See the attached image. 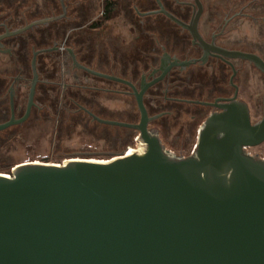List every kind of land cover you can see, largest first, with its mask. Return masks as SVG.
<instances>
[{
	"label": "water",
	"instance_id": "1",
	"mask_svg": "<svg viewBox=\"0 0 264 264\" xmlns=\"http://www.w3.org/2000/svg\"><path fill=\"white\" fill-rule=\"evenodd\" d=\"M197 2L190 23L162 11L206 47ZM64 14L8 30L0 40ZM212 49L264 72L257 54ZM70 54L77 66L115 78L81 65L72 49ZM33 68L26 114L0 123V131L29 116L35 59ZM134 91L139 123L92 114L101 123L139 130L134 149L108 158L25 161L0 172V264H264V158L246 151L264 142V111L253 123L245 100L217 104L220 110L202 123L192 153L184 156L166 149L158 131L148 128L144 89Z\"/></svg>",
	"mask_w": 264,
	"mask_h": 264
},
{
	"label": "flooded vegetation",
	"instance_id": "2",
	"mask_svg": "<svg viewBox=\"0 0 264 264\" xmlns=\"http://www.w3.org/2000/svg\"><path fill=\"white\" fill-rule=\"evenodd\" d=\"M110 1L114 5L113 8H107L108 1L106 0L101 16L106 21L111 20L112 22V18H121L115 21L117 29L120 27L123 30L129 27L136 32V39L144 40L145 35L151 42L147 46H142L144 44L142 41L141 45L137 44L132 48H127L129 52L125 53L126 57L123 54L120 60L112 59L106 64H100L104 66H94L91 62H85L77 49L70 45L67 46L64 50L69 60L63 62V65L67 63L69 66L66 72L72 73L73 82L71 83L64 81L65 69L62 68L60 71V22L67 18V5L64 0L61 1V14H64V6L66 8L63 17L35 25L22 33L6 36L0 40V53L10 55L12 68L14 63H18L17 74L11 70L10 75L6 77L7 80H1L3 87L1 84L0 123L7 122L13 117L22 118L26 114L34 78V59L38 73L29 116L23 122L13 124L6 129L23 124L35 111L49 110L53 105L58 110L60 109V117L62 116L63 119L67 116H73V118L76 116L75 119L105 126L109 132L108 138L115 144V148L105 152L106 155L127 153L129 148L137 145L136 141L140 138V131L131 127L101 123L94 119L92 114L107 120L139 123L141 112L134 87L139 92L144 89L143 101L150 117L148 128L156 129L166 149L178 155L188 156L192 153L202 123L212 112L220 110L217 104L225 103L230 98L236 97L248 103L253 123L262 119L264 72L250 60L229 57L212 49L219 47L229 51L250 52L259 55L264 60V9H257L259 6L256 4L257 0L250 1L251 9H248V12L244 11L245 7L238 11H233L232 8L219 11L217 10L218 4L210 10L209 0H199L202 12L198 21V30L207 43L206 47L202 46L198 40L194 41L189 28L162 11L165 9L182 22L190 23L199 10L197 0ZM218 1L223 6H228L223 0ZM261 6L264 7V5ZM11 16L8 12L5 19L0 17V35L8 30L17 29L10 26ZM243 19L245 22L248 21L250 29L254 30L252 34L256 35L248 37L241 35ZM160 20L166 24L163 29L169 33L162 42L160 37L155 36V33H164L161 27L154 25ZM102 22L101 19L93 20L92 25L98 27ZM52 23H55L54 27H51ZM127 23L132 25L127 26ZM121 25L124 27L121 28ZM28 32L30 34L25 39V33ZM29 41L41 42L44 47L33 49L31 61L26 65L22 62L24 60L20 52ZM248 45H251L250 48H247ZM15 48H18L17 57L14 56ZM70 49L74 51L81 65L115 78L100 76L77 66L70 54ZM130 52L132 55L129 54ZM42 54L46 55L45 60L40 57ZM188 61L191 62L182 64ZM42 64H44L43 67ZM25 65L31 69L30 78L23 75ZM43 71L48 74L47 80L41 77ZM83 76L84 80L81 79ZM85 77L89 80L86 81ZM97 79L104 81L107 85L105 87L98 85ZM103 92L122 96L121 106L113 105L117 111H113L112 107L108 108L102 103L100 93ZM199 117L205 119L198 127L194 142V123ZM167 140L174 143L177 148L168 147ZM257 147L248 146L246 151L261 157L254 150Z\"/></svg>",
	"mask_w": 264,
	"mask_h": 264
},
{
	"label": "rangeland",
	"instance_id": "3",
	"mask_svg": "<svg viewBox=\"0 0 264 264\" xmlns=\"http://www.w3.org/2000/svg\"><path fill=\"white\" fill-rule=\"evenodd\" d=\"M209 1L210 10H213V6L217 4L219 7L217 10L219 11L228 8H232L233 11H238L245 7L246 10L244 11L248 12V9H251L249 7L251 0H230L227 2L223 0L228 5L227 7L225 5L223 6L219 1L217 2V0ZM64 3L67 5V18L60 22V71L62 68L65 69V72L69 70L67 63L63 65V62L69 60L64 50L69 45L80 52L79 55H81V58L85 62H91L94 66H104L100 64H106L112 59L120 60L123 54L126 57L125 53L129 52L127 48H132L137 44L141 45L142 41H144L142 42V44L144 43L142 46H147L151 42L145 35L144 40L136 39V32L129 29V27L123 28L124 26L121 25L123 30L120 27L117 29L115 21L121 20V18H112L113 22L111 20L106 21L101 16L106 0H64ZM256 4L259 5L257 9H264L261 6L264 5V0H257ZM8 12L12 15L10 22L11 28H18L34 19L61 14V0L60 2L59 0H0V17L5 19ZM99 19L103 20L101 25L98 27L93 26L92 21ZM242 21L241 35L247 37L256 35L252 34L254 30L252 28L250 29V25L247 23L248 21L245 22L244 19ZM126 25L130 26L132 24L127 23ZM154 25L161 27V30L164 31V33L162 32L160 34L155 33V36L160 37L161 42L164 41L165 36L167 37L169 34L163 29L166 24L160 20L155 22ZM52 26L54 27L55 23H52ZM29 34V32L25 33V39L28 38ZM33 45L34 49L44 47V44L41 45V42L35 43L29 41L20 52V56L24 60L22 62H25L24 64L26 65L31 61ZM250 46L248 45L247 48H250ZM17 50L18 48L14 49L15 57H17ZM129 54L132 55L131 52ZM40 57L45 60L46 55L42 54ZM26 65L23 75L26 78H30L31 69L29 66L26 67ZM17 66L18 63L16 62L12 68L10 55L0 53V85L2 84L1 80H7L6 77L10 75L11 70H14V73L17 74ZM43 66L44 64H42ZM47 75V73H44L41 76L42 79L47 80ZM81 79L84 80V76ZM85 79L86 81L89 80L87 77ZM64 81L67 83L73 82L72 73L66 72ZM97 83L104 87L107 85V83L98 79ZM100 94V100L108 108H113V105L121 106L122 96L108 92ZM49 110L43 109L37 112L35 111L23 124L0 132V172L10 173L17 163L25 161L47 160L62 162L69 157H109L106 154H57V152L110 151L115 148V144L108 138L109 132H107L105 126L89 122L86 123L84 120L75 119L76 116L75 118L72 116L63 119L62 116L60 117V109L58 110L53 105ZM112 110L117 111L115 108ZM204 119V117H199L194 123V142L196 141L198 127ZM174 131L175 129L172 131L173 134L175 133ZM166 142L168 147H176L174 143L168 140ZM254 150L264 158V143Z\"/></svg>",
	"mask_w": 264,
	"mask_h": 264
},
{
	"label": "trees",
	"instance_id": "4",
	"mask_svg": "<svg viewBox=\"0 0 264 264\" xmlns=\"http://www.w3.org/2000/svg\"><path fill=\"white\" fill-rule=\"evenodd\" d=\"M108 1V6H107V8L108 9H112L113 8V4L111 3V1L110 0H107ZM66 118H69V116H67ZM84 122H86V123H88V121H84ZM92 124H94V123H92ZM98 127V126H97ZM111 142H113V140H111Z\"/></svg>",
	"mask_w": 264,
	"mask_h": 264
},
{
	"label": "built area",
	"instance_id": "5",
	"mask_svg": "<svg viewBox=\"0 0 264 264\" xmlns=\"http://www.w3.org/2000/svg\"><path fill=\"white\" fill-rule=\"evenodd\" d=\"M137 140V139H136ZM136 142H138V141H136ZM196 145V144H195ZM136 146H134V147H131V148H129L128 150H130V149H134ZM195 147V146H194ZM194 149V148H193Z\"/></svg>",
	"mask_w": 264,
	"mask_h": 264
},
{
	"label": "bare ground",
	"instance_id": "6",
	"mask_svg": "<svg viewBox=\"0 0 264 264\" xmlns=\"http://www.w3.org/2000/svg\"><path fill=\"white\" fill-rule=\"evenodd\" d=\"M132 152V151H131Z\"/></svg>",
	"mask_w": 264,
	"mask_h": 264
}]
</instances>
